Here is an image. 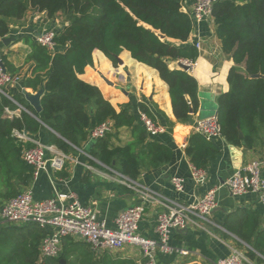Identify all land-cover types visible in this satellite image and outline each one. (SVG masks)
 Instances as JSON below:
<instances>
[{
  "label": "trees",
  "instance_id": "trees-1",
  "mask_svg": "<svg viewBox=\"0 0 264 264\" xmlns=\"http://www.w3.org/2000/svg\"><path fill=\"white\" fill-rule=\"evenodd\" d=\"M183 2L0 0L2 37L9 33L10 21L22 19L29 10L65 21L55 38L58 46L54 52L25 39L31 46L30 58L36 62V75L27 79L25 86L38 90L46 77L41 112H36L21 95L0 94L1 196L9 199L17 195L22 187L30 185L33 176V167L22 159L23 149L33 143L16 139L12 135L14 129L38 133L48 126V143L69 154L88 139L91 127L111 119L116 130L129 128L132 140L113 145V133L99 138L89 151L94 159L132 180L138 178L143 167L158 168L172 160L173 147L156 140L157 135H149L131 103L121 105L118 111L97 85L84 81L80 75L93 63L94 50H101L114 66L118 65V56L128 50L138 62L156 69L168 85L177 122H191L200 104L198 81L189 71L171 68L168 61H195L199 51L193 44L176 45L166 39L185 42L192 33V19L183 11ZM213 18L222 48L234 61L227 77L229 90L217 98L222 135L233 145L253 147L260 129H264V0H219L213 7ZM19 105L25 107L19 116H7V108L18 109ZM138 108L155 120L145 102H139ZM185 150L192 165L203 169H208L221 154L215 141L195 132ZM221 224L248 244L247 255L252 260L264 264V218L259 212L238 208L227 212ZM46 234L45 228L33 222L0 225V264H38L39 246ZM41 264L136 262L109 253L96 257L87 243L65 237L61 255Z\"/></svg>",
  "mask_w": 264,
  "mask_h": 264
},
{
  "label": "crops",
  "instance_id": "crops-1",
  "mask_svg": "<svg viewBox=\"0 0 264 264\" xmlns=\"http://www.w3.org/2000/svg\"><path fill=\"white\" fill-rule=\"evenodd\" d=\"M191 5V0H184L183 11L189 12ZM64 24L63 21L49 18L45 12L38 10H29L22 19L10 21V31L5 36L9 40L7 43L3 41L0 53L8 70L17 74L19 81L9 90V95H21L26 99L25 92L36 94L42 89L43 94L45 93L46 77H43L38 90L25 86L26 80L36 75L34 72L36 62L30 58L31 46L25 39L35 41L34 37L46 29H60ZM197 37L201 40V48L198 49L196 64L189 73L198 81L200 104L189 123L177 122L168 85L161 79L159 72L138 62L128 50H124L118 56L117 66H114L101 50H94L93 63L80 75L84 81L97 85L105 98L118 111L120 106L126 103H131L133 109L139 111L138 103L145 102L154 114L155 121L166 129L155 138L173 147V158L169 163L158 168L143 167L138 178L129 186L122 182V173L117 169L89 157L94 141L86 139L81 142L80 148H75L67 154L68 159L62 170L43 172L37 180L30 183L34 198L37 200L50 198L57 191L75 192L83 204L92 205L97 216L104 219L109 227H115L114 220L119 212L143 203L145 214L140 222L139 233L144 237L152 238L157 237L155 232L157 215L166 205L173 202L186 205L210 189L219 188L218 206L209 217V221L192 216L193 221L187 230L174 232L172 235L171 244L176 248L185 249L188 253L164 255L158 252L157 256L162 264H212L215 260L227 256L233 249L246 251L248 244L222 226L221 222L225 214L241 208L257 211L264 218V206L259 203L256 194L248 193L237 197L223 186L237 167L264 156V129H260L258 141L253 147L233 145L223 136L217 139L215 142L220 147L221 154L209 165L207 182L198 186L191 179L192 163L185 148L180 145L183 141L188 143L193 133L194 120L217 112V98L221 93L229 90L227 77L230 68L234 65L233 59L224 52L221 39L216 34L214 18L199 23L196 31H192L185 42L165 38L176 45H195ZM179 62L168 61L171 68H180ZM27 103L30 104L28 100ZM22 109H25L22 105H19L18 109H11V116H19ZM49 130L45 126V129L38 133L29 134L33 141L48 144ZM131 140V130L123 127L115 130L111 143L124 145ZM173 176H181L185 179L184 191L175 190L170 181ZM144 189H148L152 196L145 197L143 192H140ZM6 200L7 198L0 195V219ZM107 253L115 258H131L136 264L143 258L142 249L136 246H127Z\"/></svg>",
  "mask_w": 264,
  "mask_h": 264
},
{
  "label": "built area",
  "instance_id": "built-area-1",
  "mask_svg": "<svg viewBox=\"0 0 264 264\" xmlns=\"http://www.w3.org/2000/svg\"><path fill=\"white\" fill-rule=\"evenodd\" d=\"M219 0H191V10L188 12L196 31L198 24L213 18V7ZM60 21H65L60 18ZM58 28L46 29L36 35L35 41L54 52L57 48L55 41ZM4 37L0 36V46ZM195 46L201 48V40L197 37ZM196 61V60H195ZM180 60L193 69L196 62ZM19 81L17 74L11 73L0 53V94L10 97L9 90ZM139 112V119L150 136L166 131L165 127L150 118L146 113ZM6 114L11 116L10 109ZM116 130L114 121L107 119L89 129L88 139L95 141ZM192 130L203 135L206 139L216 141L221 138L222 130L218 112L193 121ZM12 135L23 143L31 142L33 146L25 147L22 159L33 167L32 181L38 179L41 173L60 171L64 168L68 156L57 146L35 142L26 131L14 129ZM187 147L186 141L180 145ZM90 158L94 159L91 155ZM264 156L237 167L232 175L224 182L229 192L237 197L248 193L257 195L259 203L264 206ZM122 182L131 186L134 181L125 175ZM191 179L195 185H204L208 180V170L191 165ZM175 190H185L186 181L181 176L170 179ZM212 188L202 196H197L189 204L173 202L166 205L157 215L155 226L156 238L144 237L139 233L140 222L145 214V204L130 206L117 215L115 227H109L104 219H100L92 205L83 204L73 191L59 192L50 198L37 200L34 198L32 186H24L20 192L7 199L4 203L0 224L22 225L33 222L45 228L47 234L42 238L39 246L38 264L47 258L59 257L62 253L63 239L72 237L88 244L94 256L100 257L110 251H118L127 246L142 249V260L138 264H162L158 259V252L164 255L171 253L187 254L185 249L176 248L171 244L174 232L185 231L192 223V216L200 220H208L218 206L217 190ZM145 197L152 196L148 189H144ZM212 264H258L247 255V250L233 249L227 256L215 260Z\"/></svg>",
  "mask_w": 264,
  "mask_h": 264
},
{
  "label": "water",
  "instance_id": "water-1",
  "mask_svg": "<svg viewBox=\"0 0 264 264\" xmlns=\"http://www.w3.org/2000/svg\"><path fill=\"white\" fill-rule=\"evenodd\" d=\"M9 39L8 38H5L4 39V42L7 43ZM179 67L182 68L183 70H186V71H189L190 70V67L188 65H186L185 63L183 62H179L178 63ZM255 77L258 76V75H254ZM43 94V90H39L36 94H28L25 92V96H26V99L30 102V105L36 110V112H41L42 110V106H41V95ZM33 116H36V114L34 113H31ZM48 127V126H47ZM49 128V127H48ZM50 129V128H49ZM51 130V129H50ZM53 131V130H52ZM240 136L242 137L243 136V133L240 132ZM215 211V210H214ZM213 211V212H214ZM62 262H64V260H62Z\"/></svg>",
  "mask_w": 264,
  "mask_h": 264
},
{
  "label": "rangeland",
  "instance_id": "rangeland-1",
  "mask_svg": "<svg viewBox=\"0 0 264 264\" xmlns=\"http://www.w3.org/2000/svg\"><path fill=\"white\" fill-rule=\"evenodd\" d=\"M52 19H58L60 21V18H52Z\"/></svg>",
  "mask_w": 264,
  "mask_h": 264
}]
</instances>
